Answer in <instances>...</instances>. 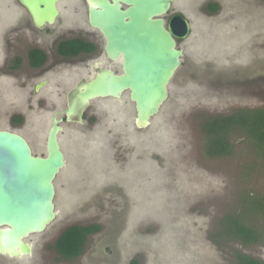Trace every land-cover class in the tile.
I'll list each match as a JSON object with an SVG mask.
<instances>
[{"label":"rangeland","instance_id":"1","mask_svg":"<svg viewBox=\"0 0 264 264\" xmlns=\"http://www.w3.org/2000/svg\"><path fill=\"white\" fill-rule=\"evenodd\" d=\"M70 2L74 9L59 4L63 25L72 17L68 27L87 28L84 1ZM14 10L19 15L11 21ZM170 12L188 20L191 34L159 113L136 128L125 93L91 101L82 125L61 123L66 166L54 181L56 218L26 240L31 256H0V264H236V253L264 263V215L247 213L244 203L264 198V158L239 133L230 155L208 157L201 133L208 119L264 109V0H173ZM23 19L17 0H0V130L20 134L43 156L51 117L66 108V93L92 76L91 62L61 67L31 95L25 67L8 72L7 40ZM101 67L121 72L108 61ZM229 214L243 215L260 240L243 245L221 235ZM75 225L98 231L81 255L64 260L53 246Z\"/></svg>","mask_w":264,"mask_h":264},{"label":"water","instance_id":"2","mask_svg":"<svg viewBox=\"0 0 264 264\" xmlns=\"http://www.w3.org/2000/svg\"><path fill=\"white\" fill-rule=\"evenodd\" d=\"M60 1L18 0L37 28L55 22ZM86 2L88 23L103 36L108 59H120L121 73L96 69L89 80L81 79L66 93V108L51 119L43 156L34 155L20 134L0 130V256H31L26 240L43 233L56 218L54 181L66 166L58 138L62 121L82 125L91 101L120 100L128 93L135 127L146 128L167 101L168 87L180 68L183 52L175 40L187 38L190 25L175 16L165 28L163 16L173 0Z\"/></svg>","mask_w":264,"mask_h":264},{"label":"flooded vegetation","instance_id":"3","mask_svg":"<svg viewBox=\"0 0 264 264\" xmlns=\"http://www.w3.org/2000/svg\"><path fill=\"white\" fill-rule=\"evenodd\" d=\"M83 1L87 8L86 0ZM65 2H67V5H65V7H67L66 9L71 10L74 7V2H70V0H61L57 4L59 15L56 17L55 22L51 25L47 24L42 28H37L33 24L29 12L18 2L26 14V19H23L25 22L20 26L12 29L8 37L7 44L10 54L9 58L11 60L8 66V72L13 74L22 67H25L26 73L28 74V80L34 82V84L32 83V90L30 91L31 95L42 93L49 86V77L54 75L61 67L70 68L72 66H77L78 64H83L80 59H85V61H89L93 64H87L92 71V76L95 74L96 69H109L101 67V64L105 61L118 64L121 71L120 59L113 62L106 56L104 51L105 40L98 30L89 25L88 12L87 28L68 27L67 24L72 22V17H68L70 20H66L63 25L62 18L66 13L60 10L59 4ZM17 14L16 10L12 11L11 15L13 18L11 21H15V19L18 18L19 14ZM175 16H180L186 19L180 13L168 12L163 16L165 28L167 27L169 20ZM65 24L67 25L66 27H64ZM189 36L185 39L175 40L177 49L183 52V58L184 49L180 48V45L187 40ZM183 58L181 59V64ZM87 62L84 63L86 64ZM114 73L117 74L116 72ZM89 78L81 79L89 80ZM38 86L40 88L37 91L36 88ZM55 115L56 114L53 116ZM57 118L59 117L57 116ZM63 122L65 121L63 120L62 123Z\"/></svg>","mask_w":264,"mask_h":264},{"label":"trees","instance_id":"4","mask_svg":"<svg viewBox=\"0 0 264 264\" xmlns=\"http://www.w3.org/2000/svg\"><path fill=\"white\" fill-rule=\"evenodd\" d=\"M207 9L215 12L216 5L209 4ZM15 117L13 122L19 124L21 120ZM201 133L205 140V153L208 157H223L233 151L231 138L233 134L245 135L252 149L264 158V109L242 110L224 117L208 119L201 124ZM247 213L264 215V198L247 196L244 200ZM246 213V214H247ZM95 226H71L64 229L54 243V250L64 260H71L81 255L85 249L88 237L97 232ZM221 235L237 240L243 245L256 243L260 240L258 231L246 223L240 214L227 215L221 220ZM236 264H264L242 253H236Z\"/></svg>","mask_w":264,"mask_h":264}]
</instances>
